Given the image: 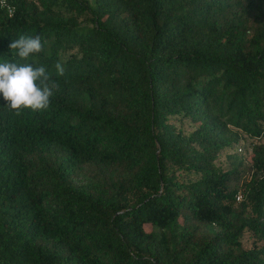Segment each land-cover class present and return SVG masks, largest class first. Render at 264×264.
<instances>
[{
    "label": "trees",
    "instance_id": "trees-1",
    "mask_svg": "<svg viewBox=\"0 0 264 264\" xmlns=\"http://www.w3.org/2000/svg\"><path fill=\"white\" fill-rule=\"evenodd\" d=\"M1 1L0 264H264V0Z\"/></svg>",
    "mask_w": 264,
    "mask_h": 264
},
{
    "label": "clouds",
    "instance_id": "clouds-1",
    "mask_svg": "<svg viewBox=\"0 0 264 264\" xmlns=\"http://www.w3.org/2000/svg\"><path fill=\"white\" fill-rule=\"evenodd\" d=\"M19 61H27L34 54L44 51L41 38L21 35L9 45ZM57 73L63 75L60 63L55 65ZM59 84L50 78L44 66L34 67L30 63L0 62V95L6 107L17 117L25 111L42 113L49 110L54 92Z\"/></svg>",
    "mask_w": 264,
    "mask_h": 264
},
{
    "label": "rangeland",
    "instance_id": "rangeland-1",
    "mask_svg": "<svg viewBox=\"0 0 264 264\" xmlns=\"http://www.w3.org/2000/svg\"><path fill=\"white\" fill-rule=\"evenodd\" d=\"M237 152H238V150H237ZM218 161H219L220 163H223V158L220 157V158L218 159ZM219 162H218V163H219ZM250 242H251V240H250L248 237H244L242 243H243V246H244V247L249 248V247H250Z\"/></svg>",
    "mask_w": 264,
    "mask_h": 264
},
{
    "label": "built area",
    "instance_id": "built-area-1",
    "mask_svg": "<svg viewBox=\"0 0 264 264\" xmlns=\"http://www.w3.org/2000/svg\"><path fill=\"white\" fill-rule=\"evenodd\" d=\"M0 5H1L2 7H6V5H5V3H4L3 1L0 2ZM6 9H7V13H8V15H10V14H11V10H10L9 8H7V7H6ZM239 199H240V195L237 194V196H236V200L238 201Z\"/></svg>",
    "mask_w": 264,
    "mask_h": 264
}]
</instances>
